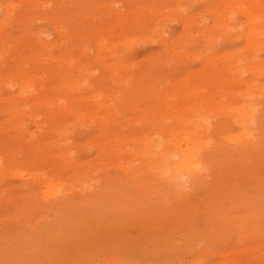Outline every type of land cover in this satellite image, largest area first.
I'll return each mask as SVG.
<instances>
[{
	"label": "rangeland",
	"instance_id": "rangeland-1",
	"mask_svg": "<svg viewBox=\"0 0 264 264\" xmlns=\"http://www.w3.org/2000/svg\"><path fill=\"white\" fill-rule=\"evenodd\" d=\"M263 10L264 0H0V264H264V151L217 135L238 133L223 117L230 105L264 119ZM184 120L246 157L219 156L178 198L136 150ZM64 199L66 210H46Z\"/></svg>",
	"mask_w": 264,
	"mask_h": 264
},
{
	"label": "bare ground",
	"instance_id": "bare-ground-1",
	"mask_svg": "<svg viewBox=\"0 0 264 264\" xmlns=\"http://www.w3.org/2000/svg\"><path fill=\"white\" fill-rule=\"evenodd\" d=\"M234 1V0H232ZM245 1V0H244ZM225 3V2H224ZM5 4V3H4ZM12 4H14L12 2ZM10 4H8L7 6H9ZM221 5V4H220ZM233 5V4H232ZM241 5V3H240ZM15 6V5H14ZM228 6V5H227ZM231 6V5H230ZM4 7V6H3ZM11 7V6H10ZM223 7V6H221ZM250 7V6H249ZM259 7V6H258ZM5 8H9V7H5ZM14 8V7H13ZM219 8V7H218ZM217 8V9H218ZM253 8V7H252ZM11 9V8H10ZM16 9V7L14 8ZM13 9V10H14ZM150 9V8H149ZM216 9V10H217ZM258 9V8H257ZM4 10V9H2ZM12 10V12H13ZM6 11V10H4ZM262 11V10H260ZM264 11V10H263ZM7 12V11H6ZM10 12V11H9ZM245 12V11H244ZM252 12V9H251ZM11 13V12H10ZM8 13V14H10ZM255 13V12H254ZM247 14V13H246ZM12 15V14H11ZM13 16V15H12ZM246 16V15H245ZM10 17V16H9ZM7 18V16L5 17ZM11 19V18H10ZM8 18V21L10 20ZM256 19V18H255ZM6 20V19H5ZM1 21L4 22V20L2 19ZM0 21V22H1ZM6 22V21H5ZM262 22V21H261ZM247 23V22H246ZM255 24V23H254ZM263 24V23H262ZM2 25V24H1ZM247 26V25H246ZM259 26V25H258ZM264 26V24H263ZM252 27V26H251ZM1 28V27H0ZM264 28V27H263ZM255 30V29H254ZM257 30V29H256ZM254 32V31H253ZM252 32V33H253ZM245 35V34H244ZM252 36V34H251ZM245 38V37H244ZM243 38V39H244ZM253 38V37H252ZM249 39V37H248ZM257 39V38H254ZM261 40V39H260ZM264 40V39H263ZM13 41V40H12ZM15 41V40H14ZM213 41V39H212ZM215 41V40H214ZM253 41V40H252ZM16 42V41H15ZM261 44V43H260ZM101 45V44H100ZM245 47H246V40H245ZM2 48V47H1ZM242 50V49H241ZM3 51V50H2ZM36 53V52H35ZM39 53V52H38ZM234 53V52H233ZM236 54V53H235ZM244 54V53H243ZM228 55V54H227ZM237 55V54H236ZM241 55V54H240ZM44 56V55H43ZM233 56V55H232ZM231 56V57H232ZM246 56V55H245ZM32 57V56H31ZM38 57V56H37ZM42 57V56H41ZM40 57V58H41ZM239 57V56H238ZM226 58V57H225ZM229 58V56H228ZM243 59V57H241ZM234 59V58H233ZM39 60V57H38ZM230 60L231 59H227ZM235 60V59H234ZM240 61V60H238ZM237 62V61H236ZM247 62V61H246ZM227 63V62H226ZM232 64V62H231ZM230 64V66H231ZM235 64V63H234ZM229 65V64H228ZM227 66V65H226ZM246 66V65H245ZM233 67V66H232ZM229 68V67H228ZM231 68V67H230ZM242 68V67H241ZM227 70V69H226ZM225 70V71H226ZM233 70V69H232ZM239 70V69H238ZM244 70V69H243ZM259 70V69H258ZM258 72V71H257ZM229 73V72H228ZM237 73V72H236ZM20 74V73H19ZM259 74V73H258ZM22 75V74H21ZM28 75V74H27ZM223 76V74H221ZM220 75V76H221ZM239 75V74H238ZM241 75V74H240ZM239 75V76H240ZM19 76V75H18ZM226 76V75H225ZM228 76V75H227ZM226 76V77H227ZM233 76V75H232ZM236 76V75H235ZM244 76V75H243ZM14 77V76H13ZM28 77V76H27ZM65 77V76H64ZM224 77V76H223ZM222 77V78H223ZM18 78V77H17ZM31 78V77H30ZM29 78V79H30ZM219 78V77H218ZM217 78V79H218ZM235 78V77H234ZM238 78V77H236ZM246 78H247V74H246ZM21 79V78H20ZM32 79V78H31ZM30 79V80H31ZM36 79V78H35ZM216 79V78H215ZM216 79V80H217ZM23 80V79H22ZM27 80V79H26ZM33 80V79H32ZM242 80V79H241ZM36 81V80H35ZM224 81V80H223ZM233 80H231L232 82ZM21 82V81H20ZM19 82V83H20ZM24 82V80H23ZM31 82V81H30ZM216 82V81H215ZM229 82V80L227 81ZM234 82V81H233ZM28 83V82H27ZM26 83V86H27ZM37 83V82H36ZM224 83V82H223ZM221 84V83H220ZM227 84V83H226ZM236 84V82H235ZM246 84V83H244ZM19 85V84H18ZM23 85H25L23 83ZM29 85V83H28ZM34 85V84H33ZM66 85V83H65ZM215 85V84H214ZM213 85V86H214ZM22 86V85H21ZM43 85L41 84V87ZM56 86V84H55ZM216 86V85H215ZM39 87V86H37ZM58 87V86H57ZM212 87V86H211ZM234 87V86H233ZM23 88V87H22ZM21 88V89H22ZM32 88V87H31ZM34 88V87H33ZM46 88V87H45ZM193 88V87H192ZM225 88V87H224ZM235 88V87H234ZM233 88V89H234ZM24 89V88H23ZM37 89V88H36ZM47 89V88H46ZM52 89V87H51ZM55 89V88H54ZM41 90V89H40ZM44 90V89H43ZM188 90V89H187ZM213 90V89H212ZM19 91V90H18ZM33 91V90H32ZM186 91V90H185ZM44 92V91H43ZM215 92V91H214ZM222 92V91H221ZM27 93V92H26ZM210 93V91H209ZM229 93V92H228ZM227 93V94H228ZM29 94V93H27ZM216 94H220V93H216ZM223 94V93H221ZM230 94V93H229ZM235 94V93H234ZM219 96V95H218ZM21 97V96H20ZM210 97V95H209ZM215 97V96H214ZM217 97V96H216ZM234 97V96H233ZM96 98V97H95ZM94 98V99H95ZM212 98V97H211ZM227 98V97H226ZM232 98V97H231ZM222 99V98H221ZM228 99V98H227ZM51 100V99H50ZM96 100V99H95ZM211 100V99H210ZM214 100V99H212ZM217 101V99H215ZM229 100H230V96H229ZM234 100V99H233ZM44 101V100H43ZM46 101V99H45ZM215 101V102H216ZM228 101V100H226ZM232 102V100H230ZM236 101V100H235ZM36 102V101H35ZM34 102V104H36ZM47 102V101H46ZM49 102V101H48ZM53 102V101H52ZM96 102V101H95ZM98 102V101H97ZM96 102V103H97ZM221 102V101H220ZM219 102V103H220ZM222 102H224V100H222ZM221 102V103H222ZM41 103H43L41 101ZM40 103V104H41ZM212 103V102H211ZM8 104V102H7ZM33 104V103H32ZM39 104V106H40ZM47 104V103H46ZM100 104V101H99ZM218 103H216L217 105ZM230 103L228 102V105ZM12 105L13 104H9ZM8 105V106H9ZM222 105V104H220ZM38 106V105H37ZM38 106V107H39ZM45 106V105H44ZM99 106V105H98ZM225 106V105H224ZM235 106V107H234ZM234 106L230 105V111L229 114L226 116V113L223 115L225 121L229 124L232 125V129H237V134L233 136V134H229L227 131H225V129L222 130V132H219L217 135L218 137H222L226 142H230L232 144H236L241 142V144L246 145L248 147H251L249 149V152L251 153L252 156H254V154L256 155V153L260 154L264 151L263 147H264V129L260 130L261 133L259 135V137H257L253 132L255 130V127L257 124H259V122H262L263 120H261L260 118L263 117H255L254 115V111L251 108L252 106H247L246 103H240V104H234ZM11 107V106H10ZM28 107V106H27ZM36 107V106H35ZM43 107V104L42 106ZM215 108V106H214ZM217 108V107H216ZM226 108V107H224ZM229 108V107H228ZM10 109V108H9ZM33 109V108H32ZM210 109V108H209ZM219 109V108H218ZM8 110V109H7ZM70 110V109H69ZM176 110V109H175ZM211 110H213V108H211ZM210 110V111H211ZM216 110V109H214ZM223 110V109H222ZM13 111V110H12ZM214 112V111H213ZM7 113V112H6ZM72 113V112H71ZM14 114V113H13ZM219 115V114H218ZM39 116V115H37ZM264 116V114H263ZM59 117V115L57 116V118ZM64 117V116H63ZM96 117V116H95ZM16 118V117H15ZM61 118V117H60ZM11 119V118H10ZM50 119V118H48ZM52 119V118H51ZM100 119V118H99ZM197 119V118H196ZM41 120V119H39ZM55 120V118H54ZM13 121V119H12ZM38 121V120H37ZM51 121V120H50ZM53 121V120H52ZM185 121V120H184ZM187 121V120H186ZM182 122L181 125L179 126L181 128V130L179 129H175V130H168L166 132V134L163 135H158L154 137H146L144 138V141L142 142V147H140V149L136 150V152L140 153L141 157L144 159L143 162H146L145 164L142 163L141 164V169L147 171L148 174L153 175L155 178H159V182L161 183V185L167 190L169 191L168 193L172 196L175 197H181L184 196L186 191L184 190V186L186 184H188V186L192 187V186H199L202 185V183L205 180V170H207V167H213L214 164H218L219 163V156L225 158V159H240L242 157H246V154L243 152H228L224 149V147H222L220 144H213L210 145V141L207 139V135L206 132H204L203 129L206 128H202L203 127V122H201V120H192V121H188V122ZM56 122V121H54ZM180 123V122H179ZM263 124V123H262ZM37 125V124H36ZM54 125V124H53ZM58 126L61 124H57ZM224 123L218 121L216 123V127L217 130L218 129H222V127H224ZM262 126V125H261ZM51 127V126H50ZM191 127V128H190ZM207 127V126H206ZM263 127V126H262ZM264 128V127H263ZM22 130V129H21ZM60 131V130H59ZM160 134V133H159ZM219 138V139H220ZM121 140V138H118ZM117 140V139H116ZM124 140V139H123ZM137 140V139H134ZM141 141V140H140ZM120 142V141H119ZM138 143V141H136ZM122 143V142H121ZM120 143V144H121ZM136 143V144H137ZM141 143V142H140ZM97 144V143H96ZM103 144V143H102ZM252 144H254L255 146L252 147ZM140 146V145H139ZM211 148V149H210ZM103 151V150H102ZM107 151V150H106ZM96 152V151H95ZM130 152V151H129ZM128 152V153H129ZM104 153V152H103ZM113 153V152H112ZM118 153V151H117ZM116 154V153H115ZM263 154V153H262ZM103 156V155H101ZM138 156V155H137ZM124 157V156H123ZM139 157V156H138ZM121 158V157H120ZM125 158V157H124ZM134 158V156H133ZM251 158V157H250ZM119 159V158H118ZM123 159V158H121ZM120 159V160H121ZM141 159V158H140ZM246 159V158H245ZM136 160V159H135ZM134 160V161H135ZM138 160V159H137ZM117 161V160H116ZM256 161V160H255ZM128 162V161H126ZM102 163V162H101ZM114 163V162H113ZM132 163V162H131ZM106 164V163H105ZM124 164V163H123ZM130 164V163H129ZM101 165V164H100ZM103 165V164H102ZM112 165V163H111ZM125 165V164H124ZM123 165V166H124ZM247 165V164H246ZM131 166V165H130ZM112 167V166H111ZM114 167V166H113ZM129 167V166H127ZM133 167V166H131ZM252 167V166H251ZM115 168V167H114ZM120 168V167H119ZM126 168V167H125ZM220 168V167H219ZM217 168V169H219ZM259 168V167H258ZM121 169V168H120ZM134 169V168H133ZM254 169V167H253ZM263 169V168H262ZM127 170V169H126ZM124 171V170H122ZM132 171V170H129ZM137 171V170H136ZM141 171V170H140ZM139 171V172H140ZM57 172V171H56ZM239 172V171H238ZM127 173V172H126ZM245 173V172H244ZM46 175V174H45ZM50 175V174H49ZM147 175V174H146ZM238 175V174H237ZM243 175V174H242ZM257 175V174H256ZM262 177V176H261ZM54 178V177H53ZM59 178V177H58ZM215 178H219V176L215 175ZM238 178V177H237ZM39 179V178H37ZM56 179V178H55ZM245 179V178H243ZM51 180V179H50ZM56 181V180H55ZM59 181V180H58ZM77 181V180H76ZM244 182H248V181H244ZM250 182V181H249ZM45 184V183H44ZM61 184V182H60ZM157 184V183H156ZM248 184V183H246ZM51 185V184H50ZM154 185V184H153ZM64 186V185H63ZM71 186V185H70ZM47 187V186H46ZM62 187V186H61ZM85 187V186H84ZM48 188L51 189V187ZM57 187H54V189H56ZM44 189V187H43ZM46 189V188H45ZM64 189V188H63ZM102 189V188H100ZM246 189V188H245ZM48 190V189H47ZM46 190V191H47ZM68 190V189H67ZM103 190V189H102ZM161 190V189H159ZM189 190V189H188ZM191 190V189H190ZM253 190V189H252ZM45 191V190H44ZM43 191V192H44ZM50 191V190H49ZM62 191V189H61ZM84 191V190H83ZM157 191V190H156ZM51 195L53 194V190L52 192H50ZM50 193L45 195H49ZM44 194V193H43ZM55 195V193H54ZM187 195V194H186ZM190 195V194H189ZM44 196V195H42ZM188 196V195H187ZM186 196V197H187ZM47 197V196H46ZM51 197V196H50ZM54 197V196H53ZM185 198V197H184ZM186 199V198H185ZM66 199H64L63 201L60 200L59 202H55L51 205H48V207H46V210H50V212L52 214H54L55 216L66 210L67 209V205L70 204L71 201H65ZM187 201V200H186ZM44 212V211H43ZM47 212V211H46ZM45 212V213H46ZM199 217V216H198ZM58 221V220H57ZM63 222V221H62ZM59 222H57L58 224ZM227 223V222H226Z\"/></svg>",
	"mask_w": 264,
	"mask_h": 264
}]
</instances>
